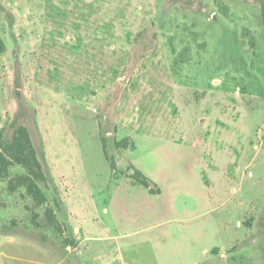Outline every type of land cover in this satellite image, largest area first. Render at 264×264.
Listing matches in <instances>:
<instances>
[{
	"label": "rangeland",
	"instance_id": "1",
	"mask_svg": "<svg viewBox=\"0 0 264 264\" xmlns=\"http://www.w3.org/2000/svg\"><path fill=\"white\" fill-rule=\"evenodd\" d=\"M0 39L46 179L0 175V264H264V0H0Z\"/></svg>",
	"mask_w": 264,
	"mask_h": 264
},
{
	"label": "trees",
	"instance_id": "2",
	"mask_svg": "<svg viewBox=\"0 0 264 264\" xmlns=\"http://www.w3.org/2000/svg\"><path fill=\"white\" fill-rule=\"evenodd\" d=\"M2 47L3 43L0 39V49ZM120 145L125 147L123 141ZM13 163L25 166L28 173L12 178L10 180V188L15 190L18 186H24L37 201H42L43 194L39 183L46 181L43 164L38 157V151L31 135L25 126L17 127L9 141H5L2 131L0 132V175L8 176L9 168ZM143 182L148 184L146 180Z\"/></svg>",
	"mask_w": 264,
	"mask_h": 264
},
{
	"label": "crops",
	"instance_id": "3",
	"mask_svg": "<svg viewBox=\"0 0 264 264\" xmlns=\"http://www.w3.org/2000/svg\"><path fill=\"white\" fill-rule=\"evenodd\" d=\"M242 252V251H241ZM246 252L247 253H253V251L252 250H249L248 248L246 249ZM245 253V252H244ZM243 254V253H242ZM229 255V257H231V255H232V260H233V262L235 261V264L237 263V260H236V258H238V256H236L237 254H236V252H233V253H229L228 254ZM240 255V254H239ZM236 257V258H235ZM239 259V258H238Z\"/></svg>",
	"mask_w": 264,
	"mask_h": 264
}]
</instances>
